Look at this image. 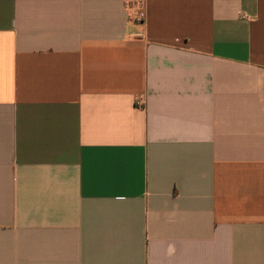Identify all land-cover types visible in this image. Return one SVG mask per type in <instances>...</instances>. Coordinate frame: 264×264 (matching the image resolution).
I'll list each match as a JSON object with an SVG mask.
<instances>
[{"label": "crops", "instance_id": "1", "mask_svg": "<svg viewBox=\"0 0 264 264\" xmlns=\"http://www.w3.org/2000/svg\"><path fill=\"white\" fill-rule=\"evenodd\" d=\"M0 264H264V0H0Z\"/></svg>", "mask_w": 264, "mask_h": 264}]
</instances>
